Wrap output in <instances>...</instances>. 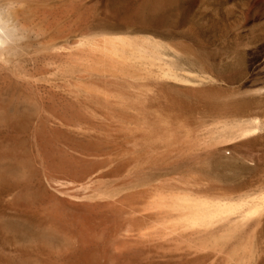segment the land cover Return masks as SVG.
I'll list each match as a JSON object with an SVG mask.
<instances>
[{
    "label": "rangeland",
    "instance_id": "374dc122",
    "mask_svg": "<svg viewBox=\"0 0 264 264\" xmlns=\"http://www.w3.org/2000/svg\"><path fill=\"white\" fill-rule=\"evenodd\" d=\"M22 5L0 264H264V0Z\"/></svg>",
    "mask_w": 264,
    "mask_h": 264
},
{
    "label": "clouds",
    "instance_id": "9594fccd",
    "mask_svg": "<svg viewBox=\"0 0 264 264\" xmlns=\"http://www.w3.org/2000/svg\"><path fill=\"white\" fill-rule=\"evenodd\" d=\"M22 0H0V58H10L35 36L21 19Z\"/></svg>",
    "mask_w": 264,
    "mask_h": 264
},
{
    "label": "bare ground",
    "instance_id": "6f19581e",
    "mask_svg": "<svg viewBox=\"0 0 264 264\" xmlns=\"http://www.w3.org/2000/svg\"><path fill=\"white\" fill-rule=\"evenodd\" d=\"M20 54V53H19ZM25 58V57H24ZM0 59H4V60H7V61H11V60H14V55H12L10 58H7V57H4V58H0ZM15 59H16V57H15ZM25 60V59H24ZM24 60H23V62H24ZM255 60V59H254ZM16 61H19V59L18 60H16ZM20 62V61H19ZM14 63H16V62H14ZM19 64V63H18ZM18 66H20V67H22L21 65H18ZM17 66V67H18ZM23 72V71H22ZM25 73V72H24ZM29 84V83H28ZM204 219V218H203Z\"/></svg>",
    "mask_w": 264,
    "mask_h": 264
}]
</instances>
